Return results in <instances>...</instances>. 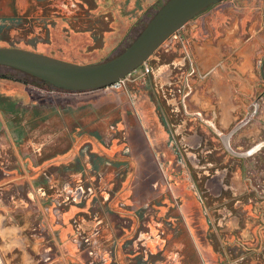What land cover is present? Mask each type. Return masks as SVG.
Returning a JSON list of instances; mask_svg holds the SVG:
<instances>
[{
	"label": "flooded vegetation",
	"instance_id": "af4514ba",
	"mask_svg": "<svg viewBox=\"0 0 264 264\" xmlns=\"http://www.w3.org/2000/svg\"><path fill=\"white\" fill-rule=\"evenodd\" d=\"M166 1L0 0V42L68 62H85L99 50L107 48L111 55L122 47L117 35L124 34L125 42L128 27L116 29L118 22H128L132 12L138 18L148 17L155 4ZM204 11L193 27H198L199 38L189 41L186 24L134 71L123 89H109L98 97L116 96L121 101L106 102L91 114H69L79 107L75 92L32 76L38 83L2 77L11 83L10 94L0 95V140L8 145V155L21 173L1 196L22 201L46 188L42 181L29 183L30 172L24 165L32 153L27 146V104L44 101L63 112L64 118L48 122L61 120L73 147L81 145L99 154L93 143L107 139L124 143L128 159L117 171L108 197L114 204L112 264L126 228L143 220L165 192L168 201L184 198L177 210L186 218L192 264H264V45L258 46L248 68L241 64L239 52L242 44L258 34L264 36V0H221ZM235 24L240 30L238 44L222 40L225 30ZM145 63L151 66L149 73ZM34 93L39 96L32 98ZM128 118L141 120L143 139L138 128L131 130ZM49 157L47 162L56 164V155ZM96 187L90 185L87 192H95ZM193 194L199 206L191 208ZM171 205L164 203L175 214ZM93 215V235L81 226L70 235L91 264L94 239L107 227L98 212ZM196 216L201 226L194 222ZM32 239L47 244L41 252V245L32 250ZM61 255L57 234L49 226L23 232L0 222V264H30V257L34 264H66Z\"/></svg>",
	"mask_w": 264,
	"mask_h": 264
},
{
	"label": "crops",
	"instance_id": "0c3cea01",
	"mask_svg": "<svg viewBox=\"0 0 264 264\" xmlns=\"http://www.w3.org/2000/svg\"><path fill=\"white\" fill-rule=\"evenodd\" d=\"M239 32V26L232 25L225 30L222 40L238 44ZM260 45H264V36L260 34L252 41L242 44L239 52L241 64L245 68L249 67ZM10 76L12 75L0 73V85H2L0 95L10 94L7 87L11 82L7 78H2ZM103 91H108V89L75 92L77 93L75 100L80 108L75 106L69 114L73 116L84 112L91 114L93 113L91 110L96 111L98 106L111 104L114 100L121 101L116 96L110 95H103L98 99ZM36 96L39 94L34 93L32 98H37ZM38 102L35 105L27 104L31 113L26 115L28 117L27 146L32 153L27 156L24 165L30 172L29 183L35 185L42 181L46 184V188L42 194L33 193L30 199L22 201L13 197L5 199L1 196L6 193V189H10L9 183L12 180L19 179L18 174L21 172L14 166L8 155V145L0 140V190H3V192L0 191V222H9L16 230L23 229V232L28 229L31 231L37 225L49 226L57 234L62 251L60 259L63 262L70 264L78 261L79 264H91L90 261L88 262V256L81 253L70 240V235L75 233L79 226L85 228L88 234L93 235L96 226L93 214L98 212L104 221V226L107 227L94 239V255L91 258L94 259L93 264H112L110 246L113 245L114 235L110 218L114 215V204L112 200L108 201V197L113 189L117 171L119 173V170L124 169L128 159V154L124 155V143L118 139H107V142H101L99 145L93 143V149H95L93 151L98 150L99 154L85 151L81 149V145L73 147L72 138L66 133L65 126L59 125L61 120L52 122V124L48 122L50 118H64L63 112L52 104L44 101ZM131 119L128 118L131 130L138 128L136 131L138 137L143 139L141 120ZM49 147L54 148V151H50ZM54 154L56 164L52 165L53 161H47L50 159L49 156ZM45 169L48 171L46 176L42 175ZM93 184L97 186L96 191L88 193V187ZM29 244L32 250L41 245V252L47 242L41 241L38 244L36 239H32ZM29 262L34 264V258L30 257Z\"/></svg>",
	"mask_w": 264,
	"mask_h": 264
},
{
	"label": "water",
	"instance_id": "95a60500",
	"mask_svg": "<svg viewBox=\"0 0 264 264\" xmlns=\"http://www.w3.org/2000/svg\"><path fill=\"white\" fill-rule=\"evenodd\" d=\"M220 1H166L129 46L100 63L76 64L31 50L0 46V66L16 69L66 91L104 89L136 71L172 35Z\"/></svg>",
	"mask_w": 264,
	"mask_h": 264
},
{
	"label": "rangeland",
	"instance_id": "374dc122",
	"mask_svg": "<svg viewBox=\"0 0 264 264\" xmlns=\"http://www.w3.org/2000/svg\"><path fill=\"white\" fill-rule=\"evenodd\" d=\"M148 4L150 5L151 2H149ZM162 4V2H158L157 5L155 4V9L153 8L150 11L148 17L138 18L137 12H132L129 14L128 22H124V20H122V22L120 21L116 24V29L124 30L125 26L128 27V37L125 42L124 34L117 35V37H119V39L123 41L122 47L120 49L111 52V55L108 52L107 48L104 50H99L97 54L90 58H87L85 62L75 63H100L121 53L140 34V32L151 19L152 15L155 14L159 6H161ZM205 13L206 11L203 10V12H201V14L197 16V18L188 22L189 24L187 23V38L190 42V39L199 38L198 27L195 29H193V27L195 24H197L196 19H201V17H203ZM184 41L186 42L187 39H184ZM168 43L169 40L162 44V46L164 47ZM178 44L179 43H177L176 45ZM1 45L6 46L7 44L0 42V46ZM101 54L103 55L102 57H100ZM158 54H163V52L159 51ZM79 60L83 59L77 58V61ZM0 73H6L18 78H23L38 83V80L30 77V75L6 66H0ZM146 171H150V169L146 168ZM128 190L130 189L128 188ZM180 190L182 192H185L184 188ZM167 194L168 193L165 192V197H163L159 201L156 200L155 202H153L152 208L147 211L143 220L139 219L138 222L133 221L131 224H129V226L124 231V243L123 241H120L116 244L114 250V264H192L191 259L188 258L190 255L189 251H191L189 248L190 244L188 243L187 239L188 232L186 230L185 223H183L185 222L186 218H184L182 212L177 210V208L179 209V205L183 202L184 198L182 197L183 199H181L180 195V199L178 198L176 202H172L168 201V198H166ZM119 199L120 200L115 201V205L118 204L119 201H122V197ZM165 202L173 204L171 206L176 209L175 214L170 211V208L164 206ZM189 205L191 208L195 205L199 206L196 194H193L192 200H190ZM196 221H198L197 223L201 226L200 216H196V220H194V222ZM144 234L145 236L147 235L146 238L143 237Z\"/></svg>",
	"mask_w": 264,
	"mask_h": 264
},
{
	"label": "built area",
	"instance_id": "2783aa9c",
	"mask_svg": "<svg viewBox=\"0 0 264 264\" xmlns=\"http://www.w3.org/2000/svg\"><path fill=\"white\" fill-rule=\"evenodd\" d=\"M150 65L145 63V66H144V69H145V73H149L150 72ZM134 73V72H133ZM129 74L128 76H126L125 78L123 79H120L119 81L115 82L114 84H112L111 86L109 87H106V89H111V90H120V89H123L124 86H125V83L127 81V79L133 74Z\"/></svg>",
	"mask_w": 264,
	"mask_h": 264
}]
</instances>
